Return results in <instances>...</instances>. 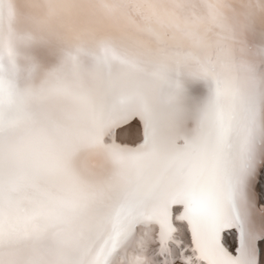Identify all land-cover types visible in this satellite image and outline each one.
<instances>
[{"label":"snow or ice","instance_id":"1","mask_svg":"<svg viewBox=\"0 0 264 264\" xmlns=\"http://www.w3.org/2000/svg\"><path fill=\"white\" fill-rule=\"evenodd\" d=\"M0 264H264V0H0Z\"/></svg>","mask_w":264,"mask_h":264},{"label":"bare ground","instance_id":"2","mask_svg":"<svg viewBox=\"0 0 264 264\" xmlns=\"http://www.w3.org/2000/svg\"><path fill=\"white\" fill-rule=\"evenodd\" d=\"M259 187H260V185H259V183H258V186H257V190L259 191Z\"/></svg>","mask_w":264,"mask_h":264}]
</instances>
